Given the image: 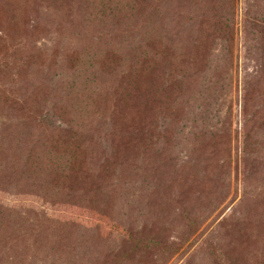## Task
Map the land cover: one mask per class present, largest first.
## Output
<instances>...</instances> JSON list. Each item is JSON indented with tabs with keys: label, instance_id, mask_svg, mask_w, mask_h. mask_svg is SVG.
I'll return each mask as SVG.
<instances>
[{
	"label": "rangeland",
	"instance_id": "obj_1",
	"mask_svg": "<svg viewBox=\"0 0 264 264\" xmlns=\"http://www.w3.org/2000/svg\"><path fill=\"white\" fill-rule=\"evenodd\" d=\"M0 264H264V0H0Z\"/></svg>",
	"mask_w": 264,
	"mask_h": 264
}]
</instances>
